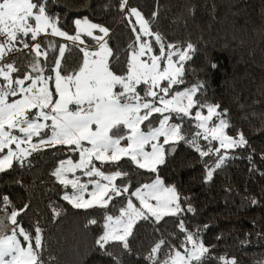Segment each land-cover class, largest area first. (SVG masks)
<instances>
[{
  "label": "snow or ice",
  "instance_id": "1",
  "mask_svg": "<svg viewBox=\"0 0 264 264\" xmlns=\"http://www.w3.org/2000/svg\"><path fill=\"white\" fill-rule=\"evenodd\" d=\"M48 7V0H0V153L7 149V154L0 158V173L13 169L14 162L17 167H30L32 161L28 157L42 148L66 146L57 151L78 152L79 158L77 163L71 158L61 159L59 167L52 172L65 189L71 186L72 191H65L62 199L75 209L103 210L108 209L113 198L129 193V169L125 166L135 164L139 169L155 174L151 183H144L131 193L142 207L137 208L131 196H125L124 200L117 201L121 208L115 217L90 213L104 219L103 233L95 241L101 249L110 242H114L113 247L129 249V237L133 236L139 221L155 225L168 216L177 218L176 227L183 237L178 238L179 243L175 246L160 239L149 251V264H216L217 261L219 264H237L235 259L226 257L214 259L210 248L200 240V234L207 226H197L195 231L186 226L183 214L196 211L190 198L182 196L176 186L166 185L159 174L160 167L169 163L180 142L193 148L200 157L212 158L211 162L201 161L205 167V182L211 181L213 173L226 161L236 158L235 153L230 155L221 149H250L247 159L252 165L251 170L258 171L251 154L255 150L251 149L244 132L232 124L228 109L204 98L206 80L198 79L185 90L173 92V85L185 83L186 70L195 73L194 69H186V64L198 51L196 46L190 41L183 44L168 42L155 28L160 15L159 0L157 9L147 17L130 0H117L115 4L108 0L105 4L109 10L115 8L120 22L126 21L129 31L135 34L124 50L131 55H124L123 60L121 53L113 55L109 48L106 39L109 28L104 24L93 23L87 17L75 18L76 34L69 35L58 26L57 15L50 13ZM42 33L63 37L77 48L84 44L81 35L92 39L79 48L83 56L77 67L69 69L66 63L61 67L69 46L57 47L49 40L45 46L52 52L49 60V51L42 50L44 41L38 40ZM17 44H22L23 48H17ZM155 46L158 49L152 54ZM24 49L29 51L19 62L20 66L17 59H7L10 54ZM146 55L147 59H142ZM162 62L166 64L163 68ZM206 63L207 68L201 69L206 76L210 75L209 69L215 72L221 68L218 62L208 60ZM50 81L54 85L51 89ZM162 81L166 83L162 84ZM170 93L172 98L168 99ZM13 97L16 99L10 100ZM193 108L197 109L194 115ZM205 108L207 115L203 114ZM33 109L36 111H31ZM154 113L159 115L150 119ZM145 121L148 123L144 124ZM193 122L198 131L189 135ZM186 123L187 128L184 127ZM229 128L231 134L226 131ZM44 129L48 131L41 135ZM34 136L40 137L38 143H32ZM200 138L207 143L202 145ZM122 141L127 143L122 144ZM213 141H218V147ZM26 143L28 148L21 147ZM12 145L16 146L15 151ZM124 157L127 160L121 164ZM260 158L264 161V154ZM94 161L109 167L102 169ZM77 170L90 178L87 183H81L80 177L75 175L69 179L68 173L74 174ZM93 177L99 179L93 180ZM120 177L125 179L117 185L115 181ZM90 184L93 185L91 191L88 190ZM86 195L90 198L85 199ZM246 199L257 203L255 197ZM49 207L54 217H60L64 212L58 206ZM22 211L23 208L16 209L9 195L0 193V214L4 216L0 218V264H51L47 258L51 254L46 256L41 251L42 228L38 224L22 226L17 219ZM5 219L15 226L11 235L6 234ZM88 223L96 225L97 220L90 219ZM32 227L34 233L30 230ZM18 235L28 242L27 248L22 247ZM104 254L112 255L111 251ZM254 264H264V259Z\"/></svg>",
  "mask_w": 264,
  "mask_h": 264
},
{
  "label": "trees",
  "instance_id": "2",
  "mask_svg": "<svg viewBox=\"0 0 264 264\" xmlns=\"http://www.w3.org/2000/svg\"><path fill=\"white\" fill-rule=\"evenodd\" d=\"M107 2L48 0L47 10L57 15L58 26H62V30L69 35L76 34L75 18L87 17L93 23L104 24L109 28V38H106L109 48L113 50V55L121 53L123 60L124 55H131L124 50L135 34L129 31L126 21L120 22L115 8L109 10L105 7ZM116 2L112 0L113 4ZM130 3L146 17L157 9V0H130ZM159 12L155 28L165 35L168 42L183 44L190 41L198 49L186 64V69H194L195 73L186 70L185 83L173 85V92L183 91L198 79L206 80L204 98L209 103H219L221 108L228 109L232 124L244 132L251 149L255 150L251 154L258 169L255 172L251 170L252 165L247 159L250 149H221V152L227 151L230 155L235 153L236 158L226 161L213 173L212 180L205 182V167L201 161L211 162L212 158H202L193 148L180 142L169 163L160 167L159 174L166 185L176 186L182 196L190 198L196 211L194 214H183L186 226L192 231L197 226H207L201 232L200 240L210 248L214 259L226 257L235 259L237 264H254L264 259V175H261L264 173V161L260 158L264 154V0H159ZM24 39L29 40V37ZM81 39L84 44L79 48L85 47L92 38L81 35ZM38 40L44 41L42 50L49 51V60L52 59V52L45 47L49 40L54 41L57 47L69 46L61 60L62 68L65 63L69 69L77 67L83 56L79 48L63 37L42 33ZM17 48L22 49L23 45L17 44ZM156 49L158 46L154 47L153 54ZM28 51L24 49L12 53L8 59H17L20 66L19 62L25 59ZM208 60L218 62L221 68L215 72L209 69L210 75L206 76L201 69L207 68ZM41 62H44L43 57ZM109 62L111 64V58ZM49 87H54L51 81ZM191 111L194 115L197 109ZM203 114L207 115L206 108ZM157 115L153 114L150 119H155ZM184 127L189 125L186 123ZM196 131L193 122L187 134L194 135ZM226 131L231 134L232 129ZM200 143L203 145L207 141L200 138ZM213 144L218 147L217 142L213 141ZM58 148L66 146L50 147L31 155L28 157L32 161L30 167H17L14 163L13 169L0 173V193L9 195L17 210L23 208L17 218L22 226L38 224L42 228L44 239L41 251L46 256L51 254L47 257L51 264H149V251L160 239L178 245V238H182L183 234L176 227L177 218L166 216L155 225L139 221L133 229V236L129 237V249L113 247L114 242L101 249L95 241L103 233L104 219L101 215L90 213L119 215L121 205L117 201L131 196L136 187L151 183L155 174L139 169L135 164L126 165L129 169V193L115 197L108 209H75L62 199L67 190L52 172L61 159H78L79 155L67 150L60 152ZM125 160L127 158L121 159L120 163L124 164ZM97 166L102 169L109 167L100 162ZM124 179L120 177L117 185ZM249 196L255 197L257 203L246 199ZM25 205L26 208L23 207ZM49 205L63 208L64 212L60 217H54ZM0 218H4L3 214ZM90 219H96L97 224H89ZM30 230L34 233V227ZM172 232L177 235H168ZM107 251H111L112 255H105Z\"/></svg>",
  "mask_w": 264,
  "mask_h": 264
},
{
  "label": "rangeland",
  "instance_id": "3",
  "mask_svg": "<svg viewBox=\"0 0 264 264\" xmlns=\"http://www.w3.org/2000/svg\"><path fill=\"white\" fill-rule=\"evenodd\" d=\"M94 35H95V33H94ZM153 54V53H152ZM142 59H147V55L145 56V57H143ZM175 59V58H174ZM166 66V64L165 63H163L162 62V64H161V67L163 68V67H165ZM163 82L164 81H162L161 83L163 84ZM185 90V89H184ZM168 99H171L172 98V95L171 96H168L167 97ZM13 99H16L15 97L13 98ZM151 99V98H150ZM157 106H161L162 107V105H157ZM70 107H73V106H70ZM31 111H36L35 109H33V110H31ZM155 114V113H154ZM41 122H43V121H41ZM47 123H51V121H48ZM158 126V125H157ZM141 129L143 130V128H142V125H141ZM46 131H48L47 129H44V130H42V132H41V135H43V133L44 132H46ZM200 131H202V130H200ZM15 134H19V133H15ZM20 135H22V134H20ZM39 140H40V137L39 136H34L33 137V139H32V143H38L39 142ZM161 140H163V138H161ZM215 142H217L218 143V141H215ZM122 144H124L123 142H122ZM57 146H60V145H57ZM12 147V149L15 151L16 150V146L15 145H12L11 146ZM21 147H24V148H28L29 147V145L26 143V144H23V145H21ZM168 147V145H165V148H167ZM50 148V146L49 147H45V148H42L40 151H37V152H34L32 155H34V154H38L39 152H42V151H44V150H46V149H49ZM232 150V149H231ZM5 153H4V155H6L7 154V149H5V151H4ZM3 155V156H4ZM79 155V154H78ZM3 156H0V158H3ZM124 158H127V157H124ZM73 159V158H72ZM123 159V158H122ZM73 162L74 163H77L78 162V159H73ZM99 161H94V163H96V165H97V163H98ZM15 163V162H14ZM101 163V162H100ZM60 165V164H59ZM59 165H58V167H59ZM57 167V168H58ZM99 167V166H98ZM73 175H75V176H79L80 177V179H81V183H87L88 182V180L90 179L89 177H87V176H84L83 175V173H82V171H80V170H77L74 174L73 173H68V177H69V179H71V178H73ZM91 179H93V180H95V179H99L98 177H93V178H91ZM119 178H117V180H118ZM117 180L115 181V183L117 184ZM102 183H107L106 181H101ZM93 189V185H89V191H91ZM67 191H72V189H71V186H69L68 187V189H66ZM90 197H88L87 195L85 196V199H89ZM131 199H132V202L136 205V207L137 208H141L142 206L140 205V202H139V200H137L136 199V197L135 196H131ZM115 199L113 198V200L112 201H114ZM111 201V202H112ZM110 202V203H111ZM152 203H155V201H151ZM5 223L8 225V229H7V231H6V234L7 235H11L12 234V229L15 227V226H13L12 224H11V222H10V220H7V219H5ZM18 239L21 241V245H22V247H25V248H27V241H24L23 240V238L22 237H20L19 235H18ZM189 247H190V245H189ZM181 251H183V250H181Z\"/></svg>",
  "mask_w": 264,
  "mask_h": 264
},
{
  "label": "built area",
  "instance_id": "4",
  "mask_svg": "<svg viewBox=\"0 0 264 264\" xmlns=\"http://www.w3.org/2000/svg\"><path fill=\"white\" fill-rule=\"evenodd\" d=\"M18 53H19V52H18ZM10 57H11V54L7 57V59L10 58Z\"/></svg>",
  "mask_w": 264,
  "mask_h": 264
}]
</instances>
